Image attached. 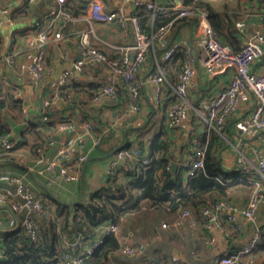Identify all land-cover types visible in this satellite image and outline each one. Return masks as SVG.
Returning <instances> with one entry per match:
<instances>
[{"label":"crops","instance_id":"crops-1","mask_svg":"<svg viewBox=\"0 0 264 264\" xmlns=\"http://www.w3.org/2000/svg\"><path fill=\"white\" fill-rule=\"evenodd\" d=\"M47 1L39 0L30 4L26 0H0L2 23L0 81L5 83L0 95V101H3V106L0 107V127L5 131L2 135L15 143L11 151L0 156V178L4 175L26 174L36 196L51 203L54 216L51 222L54 226H48V221L39 214L35 215V220L41 234L45 235L43 238L49 250L53 251L52 258L57 260V264H62L60 258L65 254H86L89 240H84V237L92 235V239L103 240L109 234L108 229L114 222L109 206L100 199L98 193L108 185L107 170L114 158V153L119 148L137 145L142 148L145 157L155 155L154 159H156L162 156L163 152L154 153L151 142L158 133H164L165 139L169 142L168 152L164 154L169 162L168 168L173 174L183 170L186 175L184 162L194 157L195 145L202 146L209 142L211 132L208 125L194 110L189 111L181 126L173 130H168L166 127L168 110L174 101L170 85L176 83L189 53L194 52L193 41H196L199 31L198 19L187 18L178 22L176 31L170 38L171 45H178V50L172 59L165 60L161 49H158L155 55L148 56L147 62L138 75L142 85L141 109L133 111L130 93L122 80L117 81L118 87L123 92L120 101H115L108 96L96 100L84 92L87 90L86 85H102L110 82L111 72L104 64L87 63L79 74H74L69 80L72 84L77 82L82 87L80 91L78 90L77 100L74 103L68 100H54V84L60 80L65 69L84 55L81 49V32L91 30L90 44L111 56L119 55V46L131 44L134 41L130 21L129 26L124 29L115 22L101 21L92 17L93 0L66 1V4L75 8L77 13H71L77 17V21L69 28L66 38L60 44L52 43L47 47L46 66L49 70L45 78L35 80L27 69H21L22 64L28 63L25 54L29 48V37L25 33L34 28L35 22L44 21L48 11ZM98 1L103 3L106 10L115 9L123 3L127 15H132L139 9L143 26L149 30L153 29L155 18L150 16L144 8H137L133 3H124L123 0ZM205 1L220 14L219 19L223 24L222 32L226 35V40L222 37L221 39L233 49H241L255 30L264 31L262 0ZM159 2L169 4L170 0H159ZM176 2L185 4V0H176ZM238 21L244 22L245 27H237ZM211 22L213 23L212 20ZM181 51L184 52V56L181 55ZM157 62L164 67L169 83V85L165 83L163 87L164 96L160 103L156 102L157 86L150 80L151 72ZM252 69L256 73H264V55L252 65ZM231 76L232 73L229 70L213 75L200 69L189 87L191 103L206 111L210 100L226 88ZM253 106L252 97L243 99L235 116L228 120L229 126L226 124L227 129L222 136L225 145L220 156L222 166L228 171L239 169L243 154L254 159V149L261 150L264 156L263 132L254 131L245 138L239 139L234 127L235 120L248 114ZM68 117L76 120L87 118L92 120L96 125L97 135H101L100 144L93 148L86 160L78 164L80 171L78 181L61 180L56 184H50L44 177L34 174L35 180L26 171L34 164L35 139L44 137V140L48 141L49 137H53L55 146L49 149L56 150L65 136V132L59 129V125ZM29 121L38 123L39 127L37 129L30 127ZM43 126L45 128H42ZM91 147L92 142L88 139L82 150ZM3 149L4 139L0 138V152ZM174 163L177 164L176 169H173ZM123 165L120 162L116 174L122 180H126ZM134 170L139 172V168ZM158 174L161 178V171ZM254 179L260 178L256 176ZM0 187L16 190V185H9L3 180H0ZM231 188L228 196L239 208L246 207L251 195L249 188L245 185H236ZM135 193L140 195L141 189L135 190ZM53 194L59 198H54ZM140 203L143 206L140 211L128 212L118 224L130 242L136 245L144 244L147 249L142 258H128L118 251L115 255L116 263L214 264L218 258L244 247L254 234L252 223L239 211L236 217L243 229H237L232 225L229 229L230 234L227 236L217 230H205L198 215L197 218L195 216L194 224L189 223L177 230L164 229L161 224L166 221L172 222L178 214L152 206L146 199H141ZM59 204L64 205L63 208ZM59 210L63 211L59 212ZM17 216L9 208L0 209V221L3 220L0 225V258H3V240L6 234L23 226V213H17ZM17 218L20 220V225ZM11 219H15V226L10 225ZM258 219L264 223V202L260 205ZM1 230L9 231L4 233ZM75 243L80 246L75 247ZM174 257L178 260L174 261ZM89 260L87 259L84 264H88ZM235 264H264V238L258 242L251 253L243 254Z\"/></svg>","mask_w":264,"mask_h":264},{"label":"built area","instance_id":"built-area-1","mask_svg":"<svg viewBox=\"0 0 264 264\" xmlns=\"http://www.w3.org/2000/svg\"><path fill=\"white\" fill-rule=\"evenodd\" d=\"M34 4L39 0H26ZM67 0H48V11L44 21L34 23V28L26 32L29 37V48L25 57L27 64H22L21 69H27L35 80L45 78L48 68L46 66L47 47L52 43L62 42L67 36L69 28L75 25L77 17L67 10ZM124 3H133L137 8H144L150 16L156 18L176 12L177 15L169 22L161 25L150 32L145 31L141 22V15L136 12L127 15L124 4L115 9H105L103 3L98 0L92 1V17L106 22H115L126 29L129 21L132 24L134 41L131 44L119 46L120 56L111 58L105 52L90 44L91 30L81 32V49L85 58L75 61L69 68L65 69L61 78L53 86L54 100H69L72 95L66 87L73 77L75 70L80 72L87 63L107 65L111 72L110 82L104 84L94 99L98 100L104 96L111 97L115 101L121 100L122 90L117 81L122 80L125 88L130 93L131 107L133 111L141 109L142 85L138 79L139 72L148 60V56L155 55L158 49L163 50L165 60L172 59L178 50V45L170 44L172 33L176 31L179 21L187 18H196L199 21L198 36L193 41L194 52H190L187 61L184 62L182 71L178 75L175 84L170 85L171 94L174 98L168 110L166 127L173 130L181 126L190 110L196 111L200 118L208 125L209 130L214 129L219 135L224 136V128L229 119L235 116L243 99L252 97L254 106L248 114L235 120L234 127L236 136L243 139L254 131L264 132V73H256L252 65L264 55V31L255 30L240 50L233 49L229 44L223 42L215 31L210 19V12L195 4H179L176 0H170L169 4H163L159 0H123ZM237 27H245V23L238 21ZM2 23L0 21V31ZM196 42V43H195ZM202 69L209 74L218 75L229 70L232 73L226 88L216 94L208 104L206 111L194 106L189 99V87L195 75ZM150 80L157 86L156 102L163 99V87L168 83L164 67L157 62L151 72ZM5 83L0 81V95L4 90ZM59 129L65 132L63 141L56 150L53 137H49L47 146L35 148L34 164L31 171L38 176L44 177L48 183L56 184L59 181L76 182L79 180L78 164L86 160L101 142V135L96 133V125L92 120H76L65 118L59 125ZM4 139V149L0 156L7 154L15 147L10 138L1 133ZM91 140L92 147L82 150L86 140ZM207 143L202 146L195 145L194 157L184 162L186 175H193L204 167ZM78 152V154H76ZM255 158L246 155L241 156L239 172L246 180L254 184L248 205L239 208L233 201L221 199L216 202L203 205L199 210L190 208L183 209L172 222H163L162 228L177 230L184 226L194 224L195 216L200 217L202 227L207 231L217 230L225 236L230 234V226L243 229L238 223L236 213L239 211L249 220L254 227V234L248 243L236 252L228 253L218 258L214 264H235L245 253H251L258 242L264 238V223L258 219L260 205L264 202V156L261 150L254 149ZM155 158L145 157L140 146H122L114 153V158L108 167V175L117 173L120 162L126 169L138 168L139 163L149 164ZM258 176L260 179H254ZM0 180L9 185H16V190L8 187H0V205L10 204L16 213H23L22 225L34 241H38L41 235L35 215L43 216L47 221L53 220L51 204L38 198L34 192L32 183L28 181L27 175L9 176L4 175ZM3 220L0 221V225ZM10 225L15 226V219L10 220ZM113 233L119 244V252L127 257L142 258L146 247L144 244L136 245L129 241L122 233L118 224L112 223L108 229ZM92 235L84 237L89 240L88 250L85 255L65 254L60 258L62 264H84L90 259L96 249L103 242L100 239H92ZM79 247L78 243L74 244ZM178 258L174 257V261Z\"/></svg>","mask_w":264,"mask_h":264},{"label":"trees","instance_id":"trees-1","mask_svg":"<svg viewBox=\"0 0 264 264\" xmlns=\"http://www.w3.org/2000/svg\"><path fill=\"white\" fill-rule=\"evenodd\" d=\"M262 1L264 3V0ZM191 4L204 7L210 12V19L213 21L212 24L215 31L226 40V35L222 32L223 24L219 19L220 14L215 12L205 0H185L184 5ZM66 6L70 12L77 13L71 5L66 4ZM137 12L139 13V9H137ZM176 15V12H171L169 15L156 17L152 30L169 22ZM142 25H144L143 22ZM143 27L147 32L152 31L149 28H145V26ZM0 38L1 45L2 37L0 36ZM180 53L184 56V52L181 51ZM108 56L118 58L120 53L116 56L109 54ZM103 86L104 84H89L85 86L87 90L84 92L88 93L91 98H94ZM81 88L77 82L73 84L70 81L68 82L66 89L72 95V98L68 100L70 103H74L77 100V92ZM2 103L3 101H0V107L3 106ZM29 125L35 129L39 127L38 123L34 121H29ZM46 125L48 126L49 124ZM42 128L45 127L43 126ZM226 129L225 126L223 132ZM210 132L211 136L207 143L204 167L197 170L193 175H185L183 170L173 174L168 168L169 162L164 157V154L166 155L168 152L169 142L165 139L164 133H158L151 142V148L154 150V153L163 152L162 156L153 159L149 164L139 163V172L134 169H126L123 166L126 180H122L117 174L109 175L108 185L103 187L98 195L109 206L112 221L118 224L128 212L133 210L140 211L143 207L142 203H140L141 199H146L152 206L159 209L179 215L185 208L199 210L203 205L221 199L233 201L228 196V192L232 189L231 187L236 185H245L252 193L254 184L242 177L239 170L228 171L224 169L220 152L225 145V140L214 129L210 130ZM1 133H5L2 128ZM47 142L44 140V137H37L33 143L34 153L35 148L47 146ZM159 171H161V178H159ZM138 189H141L140 195H136L135 193V190ZM59 206L63 208L64 205L59 204ZM62 211L59 210V212ZM48 223V226H54L51 221H48ZM43 236L45 235L41 234L39 240L34 241L26 234L23 226L13 232H8L6 238L3 240V258H0V264H57V260L52 258L53 251L49 250ZM102 241L88 264H119L115 262V255L119 251L116 236L113 233H109Z\"/></svg>","mask_w":264,"mask_h":264},{"label":"water","instance_id":"water-1","mask_svg":"<svg viewBox=\"0 0 264 264\" xmlns=\"http://www.w3.org/2000/svg\"><path fill=\"white\" fill-rule=\"evenodd\" d=\"M85 58V56L83 55V57H79L78 59H76L77 61L78 60H83ZM73 70L75 71V73L76 74H79V72H77V70H75L74 68H73ZM264 133V132H263ZM177 168V164L176 163H174V165H173V169H176ZM26 169V168H25ZM26 171L29 173V174H31L32 175V177L33 178H35L34 177V173L30 170V169H26ZM35 180H36V178H35ZM53 197L54 198H56V199H58L59 197L56 195V194H53ZM2 208H9L10 210H12V212L15 214V216H17V213L13 210V208H12V206L11 205H9V204H2V205H0V209H2ZM18 217V216H17ZM18 219V224L20 225V220H19V218H17ZM2 232H4V233H6V232H8L9 230H1Z\"/></svg>","mask_w":264,"mask_h":264},{"label":"rangeland","instance_id":"rangeland-1","mask_svg":"<svg viewBox=\"0 0 264 264\" xmlns=\"http://www.w3.org/2000/svg\"><path fill=\"white\" fill-rule=\"evenodd\" d=\"M196 5V4H195ZM198 6V5H197Z\"/></svg>","mask_w":264,"mask_h":264}]
</instances>
